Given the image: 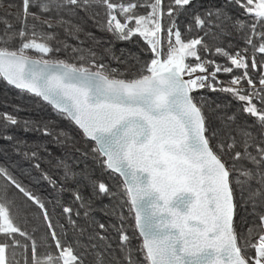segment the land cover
<instances>
[{"label":"snow or ice","instance_id":"obj_1","mask_svg":"<svg viewBox=\"0 0 264 264\" xmlns=\"http://www.w3.org/2000/svg\"><path fill=\"white\" fill-rule=\"evenodd\" d=\"M8 8L0 80L78 126L94 146L82 151L63 132L56 143L85 160L91 152L101 175L61 158L57 181L39 162L46 148L23 151L16 141L37 161L27 177L56 190L65 223L58 232L45 202L0 166V264H264V0H8ZM89 24L116 41L139 37L149 58L116 55ZM58 30L93 46L69 45ZM62 51L75 62L53 58ZM18 124L0 113V129ZM32 130L53 135L39 122ZM14 192L39 209L48 229L39 242L22 226Z\"/></svg>","mask_w":264,"mask_h":264},{"label":"trees","instance_id":"obj_2","mask_svg":"<svg viewBox=\"0 0 264 264\" xmlns=\"http://www.w3.org/2000/svg\"><path fill=\"white\" fill-rule=\"evenodd\" d=\"M18 2V0H15ZM2 3V8H0V13H6L7 11H14V9L8 8V0H0ZM143 11V9H141ZM237 12V10H234ZM238 14V12H237ZM186 22L185 17H180L181 29L184 27ZM87 30L95 34V36L102 41V47H114L116 55H120L121 50L125 52L137 53L140 55L141 60L148 59V54L144 53L142 49L145 48L143 40L139 37H134L131 41H116L110 34L101 32L94 28L91 24L87 26ZM59 31V39L66 41L69 45H77L80 41H84V47L93 46L92 42L84 34H80L79 40L73 39L71 36H65L63 31ZM100 51L99 48L96 49ZM36 55V54H34ZM53 58L58 59H68L70 62H75L71 54H65L63 51L60 53L53 54ZM218 62L223 63V58L216 57ZM109 62V61H105ZM112 67H119L122 71L124 70V65H118L116 62H109ZM132 72L126 75L125 78H132ZM253 76L256 73H252ZM219 79L222 81H227L230 79L229 75L219 74ZM219 103L223 105H229V112H237L240 108V104L233 100L230 96L223 93L213 94ZM0 113H12L14 114L20 124L17 126L8 127L6 130L0 129V135H10L14 139L12 141H6L0 139V166L8 168L18 179L22 181L25 187L29 188L40 197L46 204L48 208L52 222L56 226L59 232V225L65 223V218L61 215V209L55 204L56 190L45 181L40 183L32 182L28 177L27 173L32 171V164L36 163L35 160L26 159L21 151L16 149V141H20L21 147L23 144H27L28 148H24L23 151H28L29 149H35L37 145L41 146V149L46 148L47 151L41 150L40 160L42 168H44L49 175H51L57 181L62 177V169L55 167V161L57 159H64L69 164H71L76 170L82 169L85 166L90 171H93L96 175H101V170L97 164L93 162L92 154L89 152L88 158L85 160L81 153L73 152L70 148L65 149L61 145L56 143V134L63 132L70 137H73L77 146L81 148L82 151L89 149L94 146V142L90 143L86 139H82L81 130L70 120H68L63 114L56 111L48 103L44 102L41 98L35 97L27 93H23L18 89H14L8 86L3 80H0ZM247 119L251 123V118L241 116V120ZM24 121H30L29 130L24 129ZM37 122L46 124L50 131L53 132L51 136H44L40 131L32 130L36 127ZM33 175L36 173L33 171ZM13 198L17 204L25 207L26 211L22 219L28 221L27 224L22 225L26 230L32 232L38 242L47 233L48 229L45 222L40 215L39 209L31 205L30 202L25 203L26 198L18 192L13 193ZM63 201L65 204L71 202V197L68 193L63 196ZM107 203V201H104ZM126 211V210H125ZM98 218H101L100 213H96ZM19 238V237H18ZM22 239V238H20ZM139 243L138 239L133 240V246H137ZM52 251H55L53 248ZM91 262V257H89V264Z\"/></svg>","mask_w":264,"mask_h":264},{"label":"water","instance_id":"obj_3","mask_svg":"<svg viewBox=\"0 0 264 264\" xmlns=\"http://www.w3.org/2000/svg\"><path fill=\"white\" fill-rule=\"evenodd\" d=\"M43 101H44V100H43ZM44 102H46V101H44ZM46 103H47V102H46ZM49 105H50V104H49ZM51 107L54 108L52 105H51ZM54 109H55V108H54ZM55 110H56V109H55ZM56 111H58V110H56ZM58 112H59V111H58ZM77 127H78V126H77Z\"/></svg>","mask_w":264,"mask_h":264},{"label":"rangeland","instance_id":"obj_4","mask_svg":"<svg viewBox=\"0 0 264 264\" xmlns=\"http://www.w3.org/2000/svg\"><path fill=\"white\" fill-rule=\"evenodd\" d=\"M165 51H166V49H165Z\"/></svg>","mask_w":264,"mask_h":264}]
</instances>
